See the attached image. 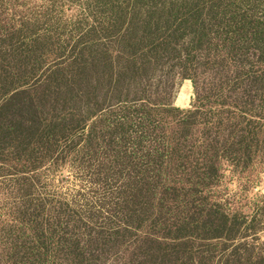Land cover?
<instances>
[{"label":"trees","instance_id":"trees-1","mask_svg":"<svg viewBox=\"0 0 264 264\" xmlns=\"http://www.w3.org/2000/svg\"><path fill=\"white\" fill-rule=\"evenodd\" d=\"M76 2L3 36L0 264H264V0Z\"/></svg>","mask_w":264,"mask_h":264},{"label":"rangeland","instance_id":"rangeland-1","mask_svg":"<svg viewBox=\"0 0 264 264\" xmlns=\"http://www.w3.org/2000/svg\"><path fill=\"white\" fill-rule=\"evenodd\" d=\"M76 0H0V68L2 57L10 60V56L14 52L21 53L24 44L28 42H20L18 38H7L3 42V36L13 33L17 29H24L22 36L28 30V25L32 24L36 18L41 15L42 20L51 25L57 21L66 22L72 18H76L83 7L77 6ZM59 7V10H52ZM41 13V14H39ZM61 30V29H59ZM58 30V31H59ZM40 35H45L44 31L39 32ZM53 32L52 34H54ZM20 36L19 32V37ZM23 41V39H22ZM20 57V56H19ZM194 96V86L192 81L186 80L179 92L176 100V106L182 109L191 107L192 97ZM12 112V113H11ZM2 116L9 118L10 116H31L29 107L27 110L19 111L16 114L13 110H7ZM225 179L221 190L230 195H246L250 198L255 196L264 197V170L258 169L248 174H235L230 169L225 171ZM261 238L264 242V230L261 232Z\"/></svg>","mask_w":264,"mask_h":264}]
</instances>
